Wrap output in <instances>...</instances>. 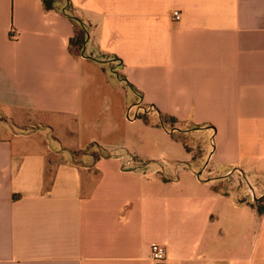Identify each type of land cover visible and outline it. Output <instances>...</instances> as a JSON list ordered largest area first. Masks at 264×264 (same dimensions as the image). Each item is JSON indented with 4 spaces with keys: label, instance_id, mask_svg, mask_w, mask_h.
Segmentation results:
<instances>
[{
    "label": "crops",
    "instance_id": "0c3cea01",
    "mask_svg": "<svg viewBox=\"0 0 264 264\" xmlns=\"http://www.w3.org/2000/svg\"><path fill=\"white\" fill-rule=\"evenodd\" d=\"M70 3L0 0V264H264V0Z\"/></svg>",
    "mask_w": 264,
    "mask_h": 264
},
{
    "label": "rangeland",
    "instance_id": "374dc122",
    "mask_svg": "<svg viewBox=\"0 0 264 264\" xmlns=\"http://www.w3.org/2000/svg\"><path fill=\"white\" fill-rule=\"evenodd\" d=\"M74 14V13H73ZM0 122H5L8 125H10V123L8 122V120L3 117L0 116ZM164 127L162 126L163 129H168L171 127L170 123L168 121L163 123ZM59 128L56 127L55 130H48V129H44V128H39L36 126H30V127H13V130H15L18 133H40L45 139L46 141L51 144L52 146H56L59 142L58 138L61 139V134L58 130ZM198 142V139L196 137L192 138L189 140V143L195 145ZM74 145V143L72 144ZM165 151H162V158L158 161V165H161L164 167V171H171L174 169V167H178L179 162L183 161V156H184V152L181 149H175L174 152L169 151V147L167 146V144H165ZM182 148V147H180ZM97 150L98 152H100V150H98L95 147L92 146H88L85 148V151H94ZM161 153V152H159ZM77 158V157H76ZM146 161V160H144ZM208 177H212V176H206ZM215 177V176H214ZM228 185L233 186L232 189H236V190H241L244 194V197L249 199L250 201L252 198V194H250V192L247 193V184H246V179L242 176H236V179L233 181H229L227 182ZM238 190V191H239ZM264 193V191H259L255 194V197L257 198L258 194ZM262 201L260 202V200H255L254 201V205L256 208H260V207H264V198L261 199Z\"/></svg>",
    "mask_w": 264,
    "mask_h": 264
},
{
    "label": "trees",
    "instance_id": "16d2710c",
    "mask_svg": "<svg viewBox=\"0 0 264 264\" xmlns=\"http://www.w3.org/2000/svg\"><path fill=\"white\" fill-rule=\"evenodd\" d=\"M41 2L45 10L59 12L70 19L74 25V35L69 41V50L72 53H81L86 41L87 31L82 20L73 14L74 9L70 0H41ZM172 121L168 120V122ZM256 211L262 214L264 213V207L256 208Z\"/></svg>",
    "mask_w": 264,
    "mask_h": 264
},
{
    "label": "built area",
    "instance_id": "2783aa9c",
    "mask_svg": "<svg viewBox=\"0 0 264 264\" xmlns=\"http://www.w3.org/2000/svg\"><path fill=\"white\" fill-rule=\"evenodd\" d=\"M172 17L175 21H179L181 18V15L179 12L174 11L172 13ZM17 37V33L14 30L10 31V38L15 39ZM164 256H165V249L163 246L159 245V244H151L150 246V258L156 262V263H160L164 260Z\"/></svg>",
    "mask_w": 264,
    "mask_h": 264
}]
</instances>
